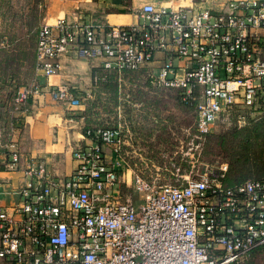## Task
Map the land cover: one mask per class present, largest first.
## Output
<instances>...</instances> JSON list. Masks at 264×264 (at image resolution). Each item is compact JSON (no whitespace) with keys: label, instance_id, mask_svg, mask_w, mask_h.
Here are the masks:
<instances>
[{"label":"built area","instance_id":"obj_1","mask_svg":"<svg viewBox=\"0 0 264 264\" xmlns=\"http://www.w3.org/2000/svg\"><path fill=\"white\" fill-rule=\"evenodd\" d=\"M138 15L141 21L129 24L64 18L42 24L37 70L47 78L57 75L61 58L73 50L117 71L120 85L124 71L149 68L151 83L196 100L195 151L187 153L199 165L204 164L202 144L222 117L234 118L238 126L264 122V0H225L221 9L150 2ZM158 53L164 59L155 67ZM44 89L37 82L19 88L14 104H28ZM47 89L64 104H83L68 85ZM123 131L121 125L85 127L90 141L74 148L77 164L67 176L52 173L18 142L0 141V166L21 171L25 179L11 210L1 203L0 192V259L9 264H245L252 251L264 247V175L228 186L223 182L228 163L221 161L197 170L192 163L175 183L147 180L135 170L129 179Z\"/></svg>","mask_w":264,"mask_h":264},{"label":"rangeland","instance_id":"obj_2","mask_svg":"<svg viewBox=\"0 0 264 264\" xmlns=\"http://www.w3.org/2000/svg\"><path fill=\"white\" fill-rule=\"evenodd\" d=\"M45 12L46 0H0V68L10 70L13 67L20 75L12 87H28L38 76L35 62L36 37L39 27L46 23ZM9 57H16L19 61L13 65L8 63ZM24 61L27 64L26 70ZM29 66L31 75H28ZM147 70L149 68H141L131 73L132 78L120 85L119 96L114 98L112 94L110 100L98 98L101 104L91 114L99 123L111 127L121 125L124 129V152L129 164L127 167L130 168L126 171V177L130 179L135 170L147 180L175 183L178 175L189 173L192 163L198 165L194 169L197 170L206 164L215 165L221 161L228 163V171L232 150L223 151L221 136L227 132L230 135L234 125L243 126H238L234 118L228 120L222 117L202 144L199 161L204 164L199 165L196 158L187 153L195 151L191 143L196 122L195 107L180 101L182 92L178 89L164 88L153 83L151 85L150 82L148 85ZM24 71L27 73L25 77ZM105 104V107L102 106ZM229 140L226 142L227 148L233 139ZM193 143L195 145L197 141ZM250 260L254 264H264V247L257 250ZM0 264L9 263L0 259Z\"/></svg>","mask_w":264,"mask_h":264},{"label":"crops","instance_id":"obj_3","mask_svg":"<svg viewBox=\"0 0 264 264\" xmlns=\"http://www.w3.org/2000/svg\"><path fill=\"white\" fill-rule=\"evenodd\" d=\"M150 2L173 7L195 3L221 9L225 0H46L44 21L56 24L60 18H64L69 22L98 19L111 24L137 23L141 21L139 9ZM163 59L164 54L158 53L154 66L158 67ZM7 61L14 65L19 59L9 57ZM61 64L60 73L49 78L37 70L38 76L34 82L45 89L32 95L28 104L23 105L14 104L19 89L11 86L20 76L18 71L13 67L10 70L0 68V128L3 129L0 141L3 144L18 142L21 151L44 160L52 173L67 176L77 164L73 156L74 148L90 141L84 135L85 127L95 121L89 112L96 107L92 108L90 101L96 104L100 95L109 92V88L96 84L106 80L109 72L102 67L100 59H87L75 50L62 57ZM28 70V75L32 74L30 66ZM26 74L24 71V77ZM63 84L68 85L83 104L72 107L55 100L47 86ZM89 94L90 99L87 97ZM104 148L109 155L110 147L105 145ZM24 181L21 171H7L0 166L1 203L9 210L18 204V189ZM259 249L250 254L249 262H253L251 256Z\"/></svg>","mask_w":264,"mask_h":264},{"label":"trees","instance_id":"obj_4","mask_svg":"<svg viewBox=\"0 0 264 264\" xmlns=\"http://www.w3.org/2000/svg\"><path fill=\"white\" fill-rule=\"evenodd\" d=\"M107 72L109 73L106 80L99 81L96 84H100V86L102 85L107 89L109 88V92L100 95L99 98L103 97L107 100H110L112 98V94L114 95V98L116 97V95L119 96L120 82L118 80L119 74L117 71L112 70ZM133 72L134 71H124L122 75L126 80L132 78L130 74ZM149 82L152 85L150 78L147 76L146 83L149 85ZM97 101L96 104L95 101L94 103L93 101H90V106H92V108L96 107V109L90 110V115L97 110V107L100 106L101 102ZM180 101L190 107H195L196 104V100H186L183 98V95L180 97ZM102 106L105 107L106 104ZM89 125H98L104 127L108 126L99 123L97 119L95 121H92V123ZM231 128L232 129L230 130V135L228 134L229 132H227L226 134L221 136V148L223 149V151L226 152L227 149L232 150L231 154L229 155L230 168L223 178L224 184L228 186L235 185L236 183L245 181L247 179L259 178L264 175V122L251 120L243 127H237V125H234ZM242 132L244 133L242 134ZM237 137H239V139ZM229 138L233 140H231L227 148L226 142L230 141ZM245 264L254 263L249 262L248 256Z\"/></svg>","mask_w":264,"mask_h":264}]
</instances>
